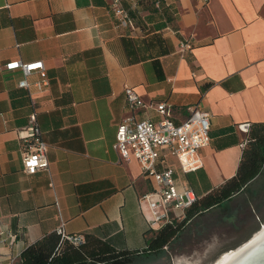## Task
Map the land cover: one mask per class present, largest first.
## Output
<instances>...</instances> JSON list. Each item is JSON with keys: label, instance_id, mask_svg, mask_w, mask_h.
<instances>
[{"label": "crops", "instance_id": "obj_1", "mask_svg": "<svg viewBox=\"0 0 264 264\" xmlns=\"http://www.w3.org/2000/svg\"><path fill=\"white\" fill-rule=\"evenodd\" d=\"M0 0V264L62 229L142 252L154 230L141 195L156 190L136 159L115 150L124 118L158 122L151 103L168 102L175 122L188 107L210 115L203 166L180 185L200 198L233 178L246 135L238 126L264 122V0ZM182 45H189L190 48ZM44 62L20 88L8 62ZM144 102L130 108L125 88ZM37 114L50 171H23L19 138ZM146 208V205H145Z\"/></svg>", "mask_w": 264, "mask_h": 264}, {"label": "built area", "instance_id": "obj_2", "mask_svg": "<svg viewBox=\"0 0 264 264\" xmlns=\"http://www.w3.org/2000/svg\"><path fill=\"white\" fill-rule=\"evenodd\" d=\"M120 2L121 0L113 1V11L122 22L129 25L130 15ZM182 46L190 48L189 45ZM4 68L6 71H18L22 74L20 88H29L28 77L33 73H38L41 78L35 84L38 89L41 90L48 84L42 61L24 63L15 60L5 64ZM125 93L130 108L144 106V102L132 88L127 86ZM150 107L156 110L161 119L158 122L148 119L137 121L133 116H127L117 128L114 148L126 161L136 159L144 175L156 182V190L141 195L140 205L150 228L157 231L166 224L178 221L176 212H186L198 199L191 188L179 184L173 168L160 169V165L167 156H172L184 174L201 168L203 158L200 152L210 144L211 124L209 113L198 105L188 107L187 118L179 123L174 121L173 109L168 102L151 103ZM250 127V123L238 126L246 135L240 144L244 149L249 143ZM26 128L30 130V134L19 138L24 173L34 175L40 171H50L49 146L42 138L35 112L31 114ZM58 234L74 245H81L86 239L83 234L67 235L62 229L58 230Z\"/></svg>", "mask_w": 264, "mask_h": 264}, {"label": "trees", "instance_id": "obj_3", "mask_svg": "<svg viewBox=\"0 0 264 264\" xmlns=\"http://www.w3.org/2000/svg\"><path fill=\"white\" fill-rule=\"evenodd\" d=\"M248 136L249 143L237 174L220 188L198 197L182 220L154 231L142 252L119 251L95 237H86L83 244L74 245L53 233L26 247L21 253V264H130L137 256L148 258L162 253L191 220L231 200L261 173L264 168V122L251 124Z\"/></svg>", "mask_w": 264, "mask_h": 264}, {"label": "rangeland", "instance_id": "obj_4", "mask_svg": "<svg viewBox=\"0 0 264 264\" xmlns=\"http://www.w3.org/2000/svg\"><path fill=\"white\" fill-rule=\"evenodd\" d=\"M145 1V0H144ZM178 221L185 212H176ZM264 223V168L244 191L196 216L164 251L130 264H215L247 241Z\"/></svg>", "mask_w": 264, "mask_h": 264}, {"label": "bare ground", "instance_id": "obj_5", "mask_svg": "<svg viewBox=\"0 0 264 264\" xmlns=\"http://www.w3.org/2000/svg\"><path fill=\"white\" fill-rule=\"evenodd\" d=\"M264 231L253 242L226 256L219 264H264Z\"/></svg>", "mask_w": 264, "mask_h": 264}, {"label": "water", "instance_id": "obj_6", "mask_svg": "<svg viewBox=\"0 0 264 264\" xmlns=\"http://www.w3.org/2000/svg\"><path fill=\"white\" fill-rule=\"evenodd\" d=\"M264 231V223L261 224L260 228L244 243H242L240 246L236 247L233 250L228 251L227 253H225L224 255H222V257L215 263V264H219L226 256L232 254V253H236L239 250L243 249L244 247H246L247 245H249L251 242H253L255 240L256 237H258L262 232ZM262 262L264 261V259L261 260Z\"/></svg>", "mask_w": 264, "mask_h": 264}]
</instances>
